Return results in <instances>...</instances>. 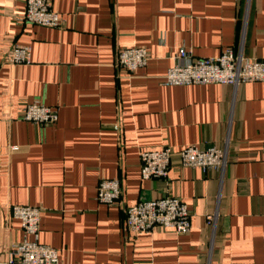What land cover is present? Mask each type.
<instances>
[{
  "label": "crops",
  "instance_id": "crops-1",
  "mask_svg": "<svg viewBox=\"0 0 264 264\" xmlns=\"http://www.w3.org/2000/svg\"><path fill=\"white\" fill-rule=\"evenodd\" d=\"M51 7L63 27L19 21L25 0H0L1 249L32 239L11 216L20 205L41 209L38 242L58 250L59 264H264V83H162L181 48L201 58L230 47L264 63V0ZM11 46L27 47L29 63L3 64ZM135 46L148 51L145 67L116 70L117 51ZM34 101L57 121L22 120ZM186 145L226 148L224 169L180 166L173 155L166 179L142 180L140 152ZM100 179L120 182L111 205L96 200ZM165 195L186 205L188 233L128 235L126 208Z\"/></svg>",
  "mask_w": 264,
  "mask_h": 264
},
{
  "label": "built area",
  "instance_id": "built-area-1",
  "mask_svg": "<svg viewBox=\"0 0 264 264\" xmlns=\"http://www.w3.org/2000/svg\"><path fill=\"white\" fill-rule=\"evenodd\" d=\"M52 0H25V10L19 21L41 27L58 29L64 26V18L51 7ZM149 54L145 47H128L117 51L116 70L133 73L145 67ZM173 64L166 70L162 83L165 86L221 84L237 87L245 83H264V63L260 60L234 53L230 47L215 57H194L186 49H179L173 56ZM3 64L29 63V50L25 46H11L3 54ZM2 64V66H3ZM20 118L39 126L52 125L57 119L55 108L34 101L21 110ZM264 152V139L262 143ZM173 155L184 167L222 171L227 163L226 148L201 149L186 145L174 151L169 146L139 153L142 180L166 179ZM121 195L118 179H100L96 200L111 205ZM41 209L34 206H11L10 213L20 222L25 235L32 237L1 249L0 264H59L58 250L38 242L39 215ZM125 229L131 237L150 234L155 229H167L176 234H186L190 229V215L179 198L165 195L153 200L138 201L125 210ZM205 222H214L213 215H206Z\"/></svg>",
  "mask_w": 264,
  "mask_h": 264
}]
</instances>
